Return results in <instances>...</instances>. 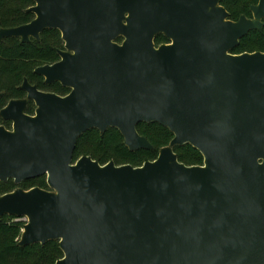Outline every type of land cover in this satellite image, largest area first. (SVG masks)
<instances>
[{
    "label": "water",
    "instance_id": "water-1",
    "mask_svg": "<svg viewBox=\"0 0 264 264\" xmlns=\"http://www.w3.org/2000/svg\"><path fill=\"white\" fill-rule=\"evenodd\" d=\"M34 1L36 18L0 40L58 28L67 51L36 72L72 91L25 80L36 115L26 99L1 111L13 129L0 125V181L46 175L50 187L0 195V220L28 217L19 245L58 239L55 264H264V52H231L263 27L264 0L236 21L220 0ZM159 33L171 42L156 46ZM141 122L174 133L155 160L74 162L92 128L153 149ZM186 143L203 165L178 160Z\"/></svg>",
    "mask_w": 264,
    "mask_h": 264
},
{
    "label": "trees",
    "instance_id": "trees-1",
    "mask_svg": "<svg viewBox=\"0 0 264 264\" xmlns=\"http://www.w3.org/2000/svg\"><path fill=\"white\" fill-rule=\"evenodd\" d=\"M259 0H220L230 13L232 20H238L241 15L252 16L251 5ZM34 0H0V29L23 25L34 19L35 14L28 11ZM121 38H119L120 40ZM169 42L163 33L156 37V44ZM63 48L60 31L49 29L42 33L40 40L23 42L20 37H5L0 40V110L13 98H22L25 91L20 88L27 78L31 83H37L40 89L51 88L43 81V77L34 72L35 68L52 63L59 59L58 48ZM264 52V26L253 29L240 39V43L232 50L239 54L245 51ZM66 92L67 89L64 88ZM35 105L30 101L26 111L33 114ZM0 124H2L0 122ZM4 125V124H3ZM11 128V123H8ZM141 135L145 136L153 145V149L131 151L124 143L120 130L110 127L101 132L92 128L79 139L74 151V162L81 154L89 155L100 164L113 160L117 165L132 164L141 166L148 160H155L160 150L170 145L174 133L166 126L157 122H141L137 126ZM178 160L186 165H203L204 156L189 143L173 146ZM39 186L50 190L47 176L42 175L15 183L14 179L0 181V195L11 192L18 187L25 190ZM16 216L4 215L0 220V264H55L63 258L64 252L60 241L50 240L46 244L35 243L19 245L22 221H16Z\"/></svg>",
    "mask_w": 264,
    "mask_h": 264
},
{
    "label": "flooded vegetation",
    "instance_id": "flooded-vegetation-1",
    "mask_svg": "<svg viewBox=\"0 0 264 264\" xmlns=\"http://www.w3.org/2000/svg\"><path fill=\"white\" fill-rule=\"evenodd\" d=\"M259 2V1H258ZM221 4V3H220ZM34 5H36V2L34 1V4L32 5V6H30L29 8H28V11H31V10H29L31 7H33ZM254 5V4H253ZM31 12H33V11H31ZM34 14H35V17H34V19L36 18V13L35 12H33ZM241 16H243V15H241ZM248 17V16H247ZM251 17H253V14H252V16ZM251 17H249V18H251ZM33 19V20H34ZM231 19V18H230ZM32 21V20H31ZM30 21V22H31ZM30 22H28V23H30ZM263 22H264V19H263ZM25 24H27V23H25ZM263 26H264V24H263ZM51 30V29H57V30H59L58 28H46V29H44L42 32H41V34H40V38L39 39H37V38H35V37H33V36H30V39H29V41H25V42H31V41H33V40H40L41 39V35H42V33L44 32V31H46V30ZM60 31V30H59ZM60 34H61V39L63 40V42H64V45H63V48L62 47H60V48H58V50H57V52H58V55H59V59L58 60H56V61H54V62H52V63H46V64H54V63H56V62H58V61H60L61 59H62V57H61V54H60V51H67V48H66V42H65V40L63 39V36H62V32L60 31ZM160 34V33H159ZM158 35V34H157ZM157 37V36H156ZM167 37V36H166ZM119 38H121L120 40H119ZM169 38V37H168ZM22 40V39H21ZM123 40H124V37L123 36H120V37H118L117 39H116V41L118 42V43H122L123 42ZM171 42V39L169 38V42H162V43H160V44H156V38H155V45L156 46H159V45H161V44H168V43H170ZM232 52V51H231ZM46 64H43V65H46ZM43 65H40V66H43ZM39 67V66H38ZM36 69H37V67L35 68V70H34V72L35 73H37L36 72ZM38 74V73H37ZM38 75H41V74H38ZM42 77H43V81H44V83L45 84H47V85H52L51 86V88H46V89H40L39 87H38V85H37V83H31L27 78L25 79V80H28V82L31 84V85H34V86H36L39 90H41V91H43V92H47V93H55V94H57V95H60V96H67V95H69L70 93H71V91H72V88L71 87H69V86H65V85H63L60 81H51V82H47V80H46V77L44 76V75H41ZM24 80V81H25ZM24 83V82H23ZM23 85V84H22ZM22 85L20 86V88L22 89V90H24L23 88H22ZM64 88L65 89H67V91L65 92L64 91ZM25 91V96L24 97H22V98H13V99H26L27 100V103H26V107H25V109H24V112L25 113H27V111H26V109H27V107H28V105H29V103H30V101H33V103H34V105H35V108H34V112H33V114H29V113H27V114H29V115H33V116H35L36 115V110H37V105H36V103H35V101L33 100V99H30V98H28V92L26 91V90H24ZM1 97V96H0ZM13 99H11V100H13ZM10 100V101H11ZM9 101V102H10ZM9 102L0 110V122L2 123V124H0V125H3V124H8V123H11V127H12V129H13V121L11 120V119H6V118H4L2 115H1V111L9 104ZM3 126H5V125H3Z\"/></svg>",
    "mask_w": 264,
    "mask_h": 264
},
{
    "label": "rangeland",
    "instance_id": "rangeland-1",
    "mask_svg": "<svg viewBox=\"0 0 264 264\" xmlns=\"http://www.w3.org/2000/svg\"><path fill=\"white\" fill-rule=\"evenodd\" d=\"M63 45H64V42H63ZM256 51H258V50H256ZM256 51H254V52H256ZM245 52H249V51H245ZM243 53H244V52H243ZM4 125H5V127L8 128V129H12V127H11V128L8 127V126H9L8 124H4ZM85 155H86V154H85ZM81 156H83V154H81V155L79 156V158H80ZM79 158H78V159H79ZM78 159H77V160H78ZM111 161H113V160H111ZM109 162H110V161H109ZM35 187H39V186H35ZM18 188H21V187H18ZM32 188H33V187H32ZM16 189H17V188H16ZM22 189H23V188H22ZM30 189H31V188H30ZM24 190H25V189H24ZM27 190H28V189H27ZM22 231H23V230L21 229V234H22ZM19 239H21V235H20Z\"/></svg>",
    "mask_w": 264,
    "mask_h": 264
},
{
    "label": "built area",
    "instance_id": "built-area-1",
    "mask_svg": "<svg viewBox=\"0 0 264 264\" xmlns=\"http://www.w3.org/2000/svg\"><path fill=\"white\" fill-rule=\"evenodd\" d=\"M16 221H22L24 224L28 222V217L27 216H22V217H16ZM23 230V227H22Z\"/></svg>",
    "mask_w": 264,
    "mask_h": 264
}]
</instances>
